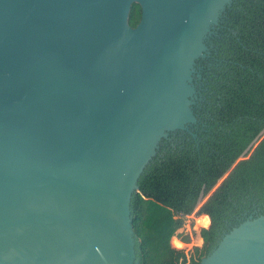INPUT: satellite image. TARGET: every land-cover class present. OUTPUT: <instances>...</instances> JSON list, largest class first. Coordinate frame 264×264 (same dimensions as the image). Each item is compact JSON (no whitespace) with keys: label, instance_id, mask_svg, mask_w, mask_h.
I'll list each match as a JSON object with an SVG mask.
<instances>
[{"label":"water","instance_id":"1","mask_svg":"<svg viewBox=\"0 0 264 264\" xmlns=\"http://www.w3.org/2000/svg\"><path fill=\"white\" fill-rule=\"evenodd\" d=\"M233 2L0 0V264H138L133 195L162 141L196 138ZM245 216L200 264H264V211Z\"/></svg>","mask_w":264,"mask_h":264},{"label":"trees","instance_id":"2","mask_svg":"<svg viewBox=\"0 0 264 264\" xmlns=\"http://www.w3.org/2000/svg\"><path fill=\"white\" fill-rule=\"evenodd\" d=\"M140 16L133 4L129 25ZM222 25L220 63L208 83L213 93L197 113L207 120V132L198 145L162 141L133 195L138 264H200L228 223L264 209V137L214 189L264 129V0H234ZM207 196L198 210L204 215L184 235L186 217ZM190 238L195 245L185 251Z\"/></svg>","mask_w":264,"mask_h":264},{"label":"flooded vegetation","instance_id":"3","mask_svg":"<svg viewBox=\"0 0 264 264\" xmlns=\"http://www.w3.org/2000/svg\"><path fill=\"white\" fill-rule=\"evenodd\" d=\"M223 23V21H222ZM220 23L218 29L214 31V34L209 37L207 41V45L209 48V56L205 59H201L200 61H197V68L198 72L202 76L201 80H196V87L198 89V95L199 99L196 101V107L194 108V113L196 115L197 124L196 126H193L190 128L191 132L196 135V138H192L187 133H176L168 139V143L171 145L181 144L183 142H195L196 145L201 141L202 134L204 132H207L208 124L207 120H204L202 117H200L197 113L199 109H201L202 106L208 104V98H211V95L213 92L209 91L208 83L210 80H212L215 76H213L219 66L220 60L218 56V44L220 34L223 32L225 27ZM202 202V201H201ZM205 202V201H204ZM203 202V203H204ZM202 205V204H201ZM256 213L260 211V209L254 210ZM254 211L250 212L253 213ZM264 209L262 210V212ZM249 211H245L241 214V216L238 219V222L241 221L245 215H248ZM210 220V219H209ZM236 224V223H235ZM233 224V225H235ZM210 225V223H209ZM232 224L228 223L226 225V228H230L233 226ZM224 233V231H222ZM221 235V234H220Z\"/></svg>","mask_w":264,"mask_h":264},{"label":"rangeland","instance_id":"4","mask_svg":"<svg viewBox=\"0 0 264 264\" xmlns=\"http://www.w3.org/2000/svg\"><path fill=\"white\" fill-rule=\"evenodd\" d=\"M258 145V142L257 143H255L254 144V146L243 156V157H241L238 161H241V160H245V159H248L250 156H251V154H252V152L254 151V149L256 148V146ZM215 189V188H214ZM213 189V190H214ZM213 192V191H212ZM210 195V194H209ZM208 198V196L204 199V200H202V202L198 205V207L195 209V211L190 215V216H188V217H186V219H185V223H184V226L182 227V233L184 234V235H188V234H186V232L188 233V231H187V229H188V227H191V226H193L195 223H196V219L197 218H199V217H202L204 214H200L199 212H198V210H199V207L201 206V204H203V202L206 200ZM210 223V222H209ZM208 227H209V225H208ZM208 227H206L205 229H207ZM191 242H192V239L190 238V245L187 243L186 244V246L184 247L185 248V251H188V250H190L191 248H193V246L195 245H193L192 247H190L192 244H191ZM172 244V243H171ZM172 247H174V248H177L174 244H172ZM178 249V248H177Z\"/></svg>","mask_w":264,"mask_h":264},{"label":"built area","instance_id":"5","mask_svg":"<svg viewBox=\"0 0 264 264\" xmlns=\"http://www.w3.org/2000/svg\"><path fill=\"white\" fill-rule=\"evenodd\" d=\"M193 245H191L190 247H192Z\"/></svg>","mask_w":264,"mask_h":264},{"label":"crops","instance_id":"6","mask_svg":"<svg viewBox=\"0 0 264 264\" xmlns=\"http://www.w3.org/2000/svg\"><path fill=\"white\" fill-rule=\"evenodd\" d=\"M173 243V242H172Z\"/></svg>","mask_w":264,"mask_h":264}]
</instances>
